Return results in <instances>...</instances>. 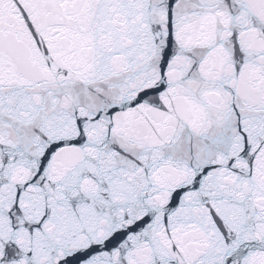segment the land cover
Returning a JSON list of instances; mask_svg holds the SVG:
<instances>
[{
    "label": "snow or ice",
    "instance_id": "snow-or-ice-1",
    "mask_svg": "<svg viewBox=\"0 0 264 264\" xmlns=\"http://www.w3.org/2000/svg\"><path fill=\"white\" fill-rule=\"evenodd\" d=\"M0 264H264V0H0Z\"/></svg>",
    "mask_w": 264,
    "mask_h": 264
}]
</instances>
